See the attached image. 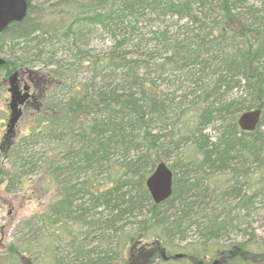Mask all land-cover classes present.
Returning <instances> with one entry per match:
<instances>
[{
  "label": "trees",
  "instance_id": "trees-1",
  "mask_svg": "<svg viewBox=\"0 0 264 264\" xmlns=\"http://www.w3.org/2000/svg\"><path fill=\"white\" fill-rule=\"evenodd\" d=\"M213 1L61 0L69 12L50 19L27 0L25 18L0 33V49H10L0 65L1 85L33 58L51 64L41 69L36 119L13 147L6 141L2 149L0 138V185L24 184L26 175L46 167L45 191H52L48 203L20 219L21 238L6 245L5 264H115L126 252L137 264H153L164 248L183 250L202 259L200 264L221 254L226 256L221 264L264 262V243L255 244L249 235L218 241L234 229L249 234L241 228V212L264 204V11L257 17L254 10L247 12L252 7L237 9L245 0H216L219 14L212 20L208 13L201 12V19L193 13V6L208 10ZM148 6L156 14L198 18V31L189 37L154 31L152 38L168 53L158 64L161 74L182 61L202 66L192 100L164 96L157 78L139 73L149 62L135 56L137 50L122 48L130 46L137 27L128 18L135 21ZM100 29L111 32L117 44L108 53L82 51L81 39ZM65 43L71 62L59 56ZM20 50L30 59L16 56ZM83 67L90 72L85 80ZM63 86L67 93L56 98ZM235 88L242 91L231 93ZM5 106L0 130L7 123ZM252 108H261L262 117L255 130L246 131L238 117ZM215 122L220 127L214 139L207 129ZM39 144L42 151L35 150ZM169 158L173 193L156 203L146 180ZM214 182L239 198L225 213L226 222L217 211L201 210L203 193ZM193 228L200 239L186 242Z\"/></svg>",
  "mask_w": 264,
  "mask_h": 264
},
{
  "label": "rangeland",
  "instance_id": "rangeland-1",
  "mask_svg": "<svg viewBox=\"0 0 264 264\" xmlns=\"http://www.w3.org/2000/svg\"><path fill=\"white\" fill-rule=\"evenodd\" d=\"M61 0H33V3L37 4L42 9L44 8L45 13L51 14L50 19H58L61 17L60 12L61 10H66V6L62 7L60 4ZM65 2V1H64ZM54 4V6H51ZM242 9L237 8L238 10H246L245 7L251 8L249 11L255 12V14L260 16L261 11H264V0H245L241 2ZM208 10H204L205 7L202 9H198L193 6L194 14L197 15L199 19L202 18V13H208L209 16L207 18L208 21L212 20L211 18L218 15L219 12L217 10V1L214 0L211 5H209ZM69 12V8L66 10ZM42 12V11H41ZM164 12V13H163ZM202 12V13H201ZM137 19L134 21L135 17H129L128 21L130 20L132 23H136V30L134 31V35L131 36L130 39V46L124 45L123 49L129 48V50H137V55L141 58V60L145 62H149V67H145L141 65L139 69V73L141 76L147 73L148 78H157L158 82L161 84V88L164 91V96L168 95L170 98H175L176 101L183 99L184 97H188V99L192 100L194 97L193 92L197 89V85L195 86L194 80L203 75L204 72L201 70V65L198 63H186L184 61L178 62L174 69L170 68L166 70L164 73H160L158 68V64L163 61L168 53L161 48V46L154 40L153 35L154 31H167L169 33L178 34L179 38H186L192 35V33L197 32L199 22H196L198 18L190 19V17H180L171 14L170 12L159 11L156 14V11L152 7H147L145 9H140L137 12ZM195 21V22H194ZM5 35V34H4ZM7 35V34H6ZM89 39L84 38L80 41L81 49L84 52H88L90 54H103L108 53L112 50V48L117 44V38L113 37L112 33L106 31L105 29H100L93 34L88 35ZM145 38V41H141V38ZM86 39V40H85ZM139 44V46H136ZM68 44H64L60 48L59 56L65 59H70L69 62L73 61L72 52L69 49ZM9 48L3 47V50L0 49V57H9ZM16 56H20L21 59L29 60L30 58H25L26 55L23 53L22 50L15 53ZM29 56V55H27ZM216 54L210 57L216 58ZM207 58V56H206ZM19 60V59H18ZM19 62H21L19 60ZM184 62V63H183ZM25 68L23 69L22 77L26 81H28L34 91L39 93L40 89V82H42V70L44 68L51 67V64L47 63V59L45 57L37 59L33 58V62L27 61L24 65ZM177 68V69H175ZM209 70V68H206ZM35 72V73H34ZM80 79L85 80L89 76V69L87 67H83L80 70ZM3 74V72H2ZM3 76L0 73V109L4 107V102L6 103L7 111H10L7 106L9 100V92H8V85H1V80ZM66 85H69L68 81ZM5 88V89H4ZM242 90H237V88L233 89L231 93L236 94L241 92ZM67 93V89L63 86L60 87L59 90L55 93L56 98H60ZM38 99H35L32 104L27 107H24V115L21 120L16 125L15 131L9 135L8 138H4L6 128L4 126L3 130H0V138H1V145L2 149L5 147L4 143L5 140L8 142L6 147L10 148L13 147L14 144L20 139L23 133L26 131L27 127L36 119L35 110L37 109ZM219 123H213L208 129L207 132L211 134V136L215 139L216 134L218 133ZM1 129V124H0ZM261 130L264 132V124L261 126ZM4 141V142H2ZM40 145L35 148V150H41ZM39 147V148H38ZM114 159H118V155H114ZM168 164L170 165L172 160L169 158L167 160ZM229 170H226V174ZM47 174L46 167L40 168L34 174H28L25 177L24 184L18 183L13 186H9L8 182H4L0 185V264H5L7 259V253H5L6 245L10 242L17 241L21 237L22 230L19 225L20 219L23 217L29 216L31 213L36 212L38 209L42 208L52 197V191L47 190L45 191V181L46 178L43 176ZM244 182H252L253 180L247 178H243ZM201 189H204L205 186L201 183ZM242 193L244 194L245 191ZM203 190H201V193ZM227 192H229L227 187H220L216 182H214L213 186L209 188L203 195L205 194L206 197L204 198V202H207L209 207L215 208L216 211H221V209L226 208L225 212L228 211L229 206L234 205L238 202V199H232L230 196H227ZM222 194H225L227 197H221ZM200 197V196H199ZM197 197L196 200L199 202L201 198ZM222 202H226L223 205ZM201 204V202H199ZM242 215V223L241 228H247L249 234H244L243 231L234 229L226 235H222L218 240L222 244L232 243L236 241H241L244 238H249L257 244L256 242L264 243V204L256 203L250 209H244L241 212ZM199 233L198 231L193 228L188 234V238L186 242H194L199 240ZM249 235V236H247ZM183 250H179L169 253L166 252L168 256H174L176 254H182ZM129 252H126V258L124 260H119L116 263H123L127 262L129 257ZM222 257H226L221 254L215 256H208L204 263L201 264H212L216 260H222ZM197 260V261H196ZM199 260L196 258H190L189 256L183 257H173L169 260V258L164 260L163 258H158L154 261L153 264H200L198 263ZM259 264H264V262H260Z\"/></svg>",
  "mask_w": 264,
  "mask_h": 264
},
{
  "label": "water",
  "instance_id": "water-1",
  "mask_svg": "<svg viewBox=\"0 0 264 264\" xmlns=\"http://www.w3.org/2000/svg\"><path fill=\"white\" fill-rule=\"evenodd\" d=\"M27 0H0V32H2L11 22L21 21L27 14ZM5 63V59L0 57V65ZM19 70H15L8 78L9 82V108L10 115L7 124L6 136L11 135L17 123L23 116V105L33 97L30 93V85L25 83L20 86ZM262 117L261 108L245 110L238 117L240 127L246 131H253L259 125ZM173 170L165 161L159 162L153 172L147 177L146 185L156 203H161L168 199L173 193ZM183 254H177L181 257ZM121 264H133L121 263Z\"/></svg>",
  "mask_w": 264,
  "mask_h": 264
},
{
  "label": "bare ground",
  "instance_id": "bare-ground-1",
  "mask_svg": "<svg viewBox=\"0 0 264 264\" xmlns=\"http://www.w3.org/2000/svg\"><path fill=\"white\" fill-rule=\"evenodd\" d=\"M202 206L203 207L201 208V210H203V212L204 211L207 212V213H209V212H211V213L216 212V209L215 208H212V207H209L208 204H207V202H204ZM217 213H218V219H219V221L220 222L225 221V213H226L225 210L224 209H221V211H217ZM225 225L228 227V229H230V226H228V224L225 223Z\"/></svg>",
  "mask_w": 264,
  "mask_h": 264
},
{
  "label": "flooded vegetation",
  "instance_id": "flooded-vegetation-1",
  "mask_svg": "<svg viewBox=\"0 0 264 264\" xmlns=\"http://www.w3.org/2000/svg\"><path fill=\"white\" fill-rule=\"evenodd\" d=\"M23 80V79H22ZM21 82H25V81H21ZM22 84H24V83H20V85H22ZM31 91H33V88L31 89ZM166 249V248H165ZM167 252V251H166ZM169 258V260L172 258L171 256H168L167 255V257H164V259L167 261V259ZM133 262H134V264L136 263V261H134L133 260ZM215 262H218V260H216Z\"/></svg>",
  "mask_w": 264,
  "mask_h": 264
}]
</instances>
